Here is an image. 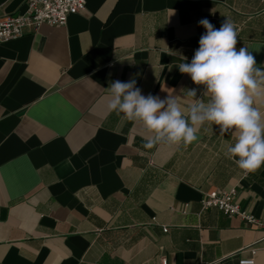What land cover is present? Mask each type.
Returning a JSON list of instances; mask_svg holds the SVG:
<instances>
[{
    "label": "crops",
    "instance_id": "1",
    "mask_svg": "<svg viewBox=\"0 0 264 264\" xmlns=\"http://www.w3.org/2000/svg\"><path fill=\"white\" fill-rule=\"evenodd\" d=\"M24 2L0 0V18ZM203 18L231 19L237 49L264 69V0H86L63 26L0 42V264H238L252 250L264 264V165L246 172L226 156L235 130L156 141L108 108L113 80L172 95L185 116L207 102L176 67ZM230 189L256 223L202 208L204 193Z\"/></svg>",
    "mask_w": 264,
    "mask_h": 264
},
{
    "label": "clouds",
    "instance_id": "2",
    "mask_svg": "<svg viewBox=\"0 0 264 264\" xmlns=\"http://www.w3.org/2000/svg\"><path fill=\"white\" fill-rule=\"evenodd\" d=\"M205 29L199 47L190 62L180 56L176 65L181 74L203 85L209 99H195L187 106V116L172 95L142 94L137 81L109 82L108 108L122 119L141 122L156 134V141L191 144L201 127L219 126L220 134L235 130V143L227 148L226 156L239 169L255 172L264 165V115L254 104H264V69L246 47L237 49L238 32L229 18L216 28L207 18L198 21ZM255 74V75H254ZM256 77H259L257 79ZM197 89L187 90L186 97L194 99ZM207 125V127H205ZM154 143L144 144V148Z\"/></svg>",
    "mask_w": 264,
    "mask_h": 264
},
{
    "label": "built area",
    "instance_id": "3",
    "mask_svg": "<svg viewBox=\"0 0 264 264\" xmlns=\"http://www.w3.org/2000/svg\"><path fill=\"white\" fill-rule=\"evenodd\" d=\"M85 4L86 0H25L23 11L0 18V42L17 39L26 30L36 32L42 25L63 26L70 15L83 11ZM201 205L203 209L214 207L226 216H239L248 223H256L255 218L239 206L235 189L206 192ZM163 231H167V227ZM253 255L239 259L238 264H255ZM160 264H167L166 259H161Z\"/></svg>",
    "mask_w": 264,
    "mask_h": 264
}]
</instances>
